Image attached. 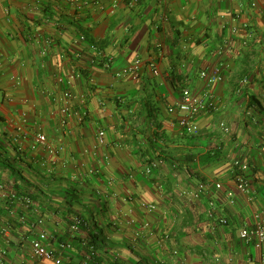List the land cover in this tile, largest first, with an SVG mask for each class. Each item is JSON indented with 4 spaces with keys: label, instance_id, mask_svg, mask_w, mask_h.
Returning <instances> with one entry per match:
<instances>
[{
    "label": "crops",
    "instance_id": "obj_1",
    "mask_svg": "<svg viewBox=\"0 0 264 264\" xmlns=\"http://www.w3.org/2000/svg\"><path fill=\"white\" fill-rule=\"evenodd\" d=\"M91 44L100 57L87 66ZM136 59L138 79L114 77ZM215 67L223 81L207 87L200 73ZM183 89L217 110L179 125L168 110ZM66 91L85 98L88 117L62 128ZM38 132L56 155L30 149ZM263 142L264 0H0V264H53L32 257L26 235L46 233L55 248L72 214L105 238L98 264H264V244L238 238L264 220ZM235 160L248 163L249 195ZM200 184L198 198L184 197ZM127 218L154 235L132 244Z\"/></svg>",
    "mask_w": 264,
    "mask_h": 264
},
{
    "label": "built area",
    "instance_id": "obj_2",
    "mask_svg": "<svg viewBox=\"0 0 264 264\" xmlns=\"http://www.w3.org/2000/svg\"><path fill=\"white\" fill-rule=\"evenodd\" d=\"M232 32L235 33L236 29H232ZM86 38L84 35H79L77 37V40L75 41L76 43H83L85 42ZM89 52L93 53L94 55L91 57L89 60L90 63H87L88 65H97L98 61L97 58L100 57L99 50L98 48L91 44L88 47ZM111 64V61L107 62L104 64V67H109ZM141 60L136 59L134 62L126 67L125 69L118 71L114 74V77L116 79H121L125 77H130L133 79H138L139 78V72L141 68ZM153 74L157 75L158 72L157 70H153ZM81 75L78 72H73L70 75V79L73 80L75 78H79ZM200 78L205 80L206 86L210 87L212 84L216 82H221L223 81V77L221 75L220 69L218 67L213 68L210 71H203L200 73ZM59 82H62L61 79H59ZM69 83V82H68ZM63 99H64V105L62 106L60 112L62 113V117L59 120V124L62 128H65L67 125L68 120L72 119L74 120L77 124H83L87 117H88V112L85 107V98H76L73 96L70 92L66 91L62 94ZM206 96V94L204 95ZM208 96V95H207ZM206 97H198L194 95L193 93L190 92L189 89H183L181 93V99L180 101L173 107L169 108V112L173 113L176 112L180 116L179 120V125L181 126H187L189 125L197 116L207 113L208 111L211 110H217L216 106L214 104V99L210 96L209 98ZM78 103V105H76ZM219 127L223 128L224 130L226 129V125L224 122H220ZM104 138H105V132L102 130H99L97 132L96 136V146L99 147L104 143ZM44 148L49 154H57L56 149L48 143V139L45 134L43 133H36L33 135L31 144H30V149L31 150H36L37 148ZM262 149L264 150V142ZM233 167L236 170L235 174V182H236V188L238 191L249 195L250 194V186L249 183L245 177V173H247L249 166L246 161L243 160H235L232 163ZM157 167V163L153 162L149 166L145 168V174L149 175L152 173V171ZM214 188L216 190L221 189V185L218 183L213 184ZM205 188L204 184H200L197 187V190L195 192H184L183 195L184 197L190 198V199H195L200 196V194L203 192ZM12 200L16 201H21L25 207L30 208L31 207V202L28 198L22 197L18 198L16 195H11ZM143 208L148 209V211H152V208L147 207L145 205H142ZM214 211V203L209 202L208 206V216L212 217ZM259 217L257 216V219ZM127 225L132 226L134 228L133 231V240H139L145 237H151L154 235V231L151 229V226L149 223L145 222L142 224H137L133 219L127 218ZM22 224H25V220H21ZM217 222L220 225H225L227 223V220L225 218H219ZM81 221L77 218L74 221V224L70 227L69 232H68V241L64 242H57L54 237H52V241H56V247L55 248H50L49 245L45 243L47 239V234L46 233H41L39 235H33L32 233H28L26 235V241L29 244V248L31 250V254L33 258L36 259H49L52 261L53 264H72L69 260L65 261L64 260V253H68L69 251H73V245H72V239L74 237V234L77 233L79 229ZM43 220L38 219L35 222L30 224V227L33 229L37 225H42ZM238 238L242 241L245 242H251L256 248H260L264 244V220H259L256 222L254 228H244L239 231L238 233ZM84 247V245H83ZM90 251L89 254V259L93 258V248L90 247L88 248ZM4 253H0V258L3 256ZM177 252H174V255H176ZM218 259L215 258V261Z\"/></svg>",
    "mask_w": 264,
    "mask_h": 264
},
{
    "label": "trees",
    "instance_id": "obj_3",
    "mask_svg": "<svg viewBox=\"0 0 264 264\" xmlns=\"http://www.w3.org/2000/svg\"><path fill=\"white\" fill-rule=\"evenodd\" d=\"M80 71L83 72V74H84L88 71V69H87V67H85L84 69L81 68ZM14 195H16V194H14ZM16 196L18 198H22V196H19V195H16ZM26 198H28V197H26ZM28 199L30 200L31 206H32L33 205L32 200L30 198H28ZM77 218L81 221V223L79 225V229H78L77 233L74 234V237L72 239V245H73V248L75 250L79 251V253L82 257L79 264H98V261H97L98 248H99V246H101V244L104 243L105 238L102 237L101 235H99L98 233L91 232L92 229L90 228V226H93V223L91 222V220H87L86 218H84L80 214H72L70 216V219H69L70 223H69L68 232H69L70 227L74 224V221ZM133 231H134V228H132V230H131L130 242L132 244H136L140 239L139 240H133ZM83 245H84V247H83ZM75 246H76V248H75ZM90 247L93 248V254H94L93 258H91V260L88 257L90 254V251L88 248H90ZM70 262H72V261H70ZM72 264H75V263L72 262Z\"/></svg>",
    "mask_w": 264,
    "mask_h": 264
},
{
    "label": "rangeland",
    "instance_id": "obj_4",
    "mask_svg": "<svg viewBox=\"0 0 264 264\" xmlns=\"http://www.w3.org/2000/svg\"><path fill=\"white\" fill-rule=\"evenodd\" d=\"M149 264H154V262H150Z\"/></svg>",
    "mask_w": 264,
    "mask_h": 264
}]
</instances>
